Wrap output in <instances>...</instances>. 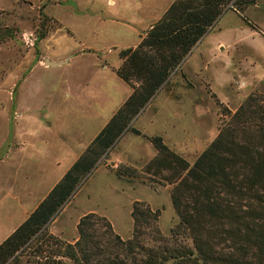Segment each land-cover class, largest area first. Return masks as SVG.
I'll return each mask as SVG.
<instances>
[{
    "label": "rangeland",
    "instance_id": "1",
    "mask_svg": "<svg viewBox=\"0 0 264 264\" xmlns=\"http://www.w3.org/2000/svg\"><path fill=\"white\" fill-rule=\"evenodd\" d=\"M174 0H0V242L68 171L129 96L115 73ZM47 19L49 21H47ZM44 22L48 32L42 38ZM4 39V40H3ZM62 63L45 67L44 62ZM249 97L264 101V0L227 12L195 45L48 226L67 242L79 219L106 218L132 236L134 202L177 223L171 186L144 172L150 138L190 166ZM129 168L126 179L117 168ZM65 264H70L64 261Z\"/></svg>",
    "mask_w": 264,
    "mask_h": 264
},
{
    "label": "trees",
    "instance_id": "2",
    "mask_svg": "<svg viewBox=\"0 0 264 264\" xmlns=\"http://www.w3.org/2000/svg\"><path fill=\"white\" fill-rule=\"evenodd\" d=\"M256 0H174L141 36L121 50L116 76L131 92L92 142L27 218L0 242V264H264V101L247 98L193 165L160 136L144 172L171 186L176 225L163 236L160 211L134 202L132 236L121 239L110 222L82 216L78 238L67 243L48 226L74 196L195 45L231 11L243 16ZM47 21H49L47 19ZM42 38L50 27L43 23ZM3 36L10 35L3 31ZM4 40V39H3ZM129 168L115 176L126 179Z\"/></svg>",
    "mask_w": 264,
    "mask_h": 264
},
{
    "label": "water",
    "instance_id": "3",
    "mask_svg": "<svg viewBox=\"0 0 264 264\" xmlns=\"http://www.w3.org/2000/svg\"><path fill=\"white\" fill-rule=\"evenodd\" d=\"M43 64L45 67H56V66H60L62 63L50 62L48 60H45Z\"/></svg>",
    "mask_w": 264,
    "mask_h": 264
},
{
    "label": "crops",
    "instance_id": "4",
    "mask_svg": "<svg viewBox=\"0 0 264 264\" xmlns=\"http://www.w3.org/2000/svg\"><path fill=\"white\" fill-rule=\"evenodd\" d=\"M57 63V62H56Z\"/></svg>",
    "mask_w": 264,
    "mask_h": 264
}]
</instances>
